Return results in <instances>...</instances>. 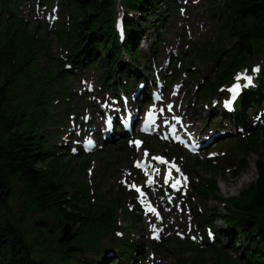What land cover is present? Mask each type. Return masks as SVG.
Instances as JSON below:
<instances>
[{
	"label": "trees",
	"instance_id": "16d2710c",
	"mask_svg": "<svg viewBox=\"0 0 264 264\" xmlns=\"http://www.w3.org/2000/svg\"><path fill=\"white\" fill-rule=\"evenodd\" d=\"M58 1L66 14L56 30V41L69 67L57 59V68H52L49 40L35 26L31 28L13 16V0H0V264H105V256H100L106 250L100 243L103 239L113 243L117 254L111 252L112 261L123 264L138 248L134 241L112 236L118 223V198L113 194L103 202L97 197L91 200L89 187L79 180L84 162L74 166L50 152L45 132L53 129L58 133V126L64 122L63 118L52 121L50 112L55 108L51 101L59 97L67 100L66 77L74 69H99L101 61L107 69L101 73L104 83L100 88L129 92L140 81L147 84L146 76L153 78L150 61L155 59L167 30L159 9L164 5L170 13L175 0H121V40L115 28L116 0ZM219 10L223 13L222 35L228 38L229 47L225 51L220 38L216 50L205 47L194 53L197 61L210 60L216 67L211 81L199 90L200 101H209L235 71L261 62L254 84L241 92L234 109L225 114L243 128L236 146L242 150V158L252 152L256 155V178L237 195L220 198V171L211 159L204 160L213 176L196 185L195 194L223 202L224 211L215 210V218H220L222 225L214 226L213 242L204 235L206 248L180 240L175 243L194 248L196 254L216 253L210 264H264V125L247 124V107L264 109V0H224ZM147 26L156 34L145 52L139 40L149 37ZM43 59L48 63L42 67ZM191 62L179 57L171 76L189 72L183 64ZM140 65L148 73L138 71ZM41 78L40 83H33ZM208 119L205 117V123ZM99 153L103 157L102 151ZM199 162L198 157L191 156L187 168L192 170ZM124 216L128 227H136L133 213L125 210ZM203 219L213 224L207 212ZM66 225L72 231L59 244L53 234L62 232ZM220 235L227 236L238 255L221 249ZM174 264H205V260L200 257L188 262L179 257Z\"/></svg>",
	"mask_w": 264,
	"mask_h": 264
},
{
	"label": "rangeland",
	"instance_id": "374dc122",
	"mask_svg": "<svg viewBox=\"0 0 264 264\" xmlns=\"http://www.w3.org/2000/svg\"><path fill=\"white\" fill-rule=\"evenodd\" d=\"M29 1L26 0L23 4H19L12 11V14L15 18L25 21L29 27L35 26V30L49 40L47 42L51 63L49 66L57 68V59L61 57V61L64 63V57H62V51L57 44L55 33L56 30H59L62 16H65L66 13H62L63 8L58 0H52L49 5H44L45 7L37 4L35 0L26 4ZM55 1L59 5V18L50 24L48 23L49 10L51 11L56 4ZM223 2L224 0H175L173 3L175 8L170 13L165 10L164 5L159 9V12L165 16L167 30L163 36L165 46L162 42L155 54V59L158 60L157 68L161 69L163 77L168 76L174 67V60L183 56L187 61H192L183 65L190 68L188 71L193 73L195 78L186 73H181L169 87H164L163 84L166 82L164 78L157 75L156 80L161 82V93L168 101L169 113L179 115L194 132L204 133L203 136H207L209 139V143L196 153L200 165L190 172L187 168L188 153L181 151L183 156L178 159L179 169L172 182H176L180 175L189 180L187 186L185 182L183 184V188L187 191L184 205L175 204V193L161 179H158L154 186H148L145 184L142 174L134 175L131 172L128 160L130 156H141L147 149L150 150L152 157L166 155L171 159L172 156L169 152L175 147L164 143V138L156 134L142 137L143 144L140 148L134 147L131 140H127L126 143V140L119 135H115L114 140L103 142L101 137V133L105 130L103 114L107 108H102L101 105L105 100H108V95L99 91V85L104 83L101 79V73L107 69L104 62H100L99 69L95 67L77 71L74 69V72L66 77L67 100L61 101L58 98V100L55 99L54 103L51 101L55 108L50 112L52 121L63 118L64 122L62 126L58 127V133L51 129L45 132L48 134L46 139L49 150L61 157L62 161L70 160V164L74 166L84 162L85 169L80 173L79 180L83 179V182L89 187L92 198L97 197L103 202L113 196L114 191L122 195L123 199L116 206L119 217L116 230L112 236L116 239L133 240L138 247V254L123 260V264H173L177 262L179 257L186 258L188 262L202 257L205 264H210L217 258L216 253L206 252L201 255L199 252L196 254L194 248L178 246L175 243L176 240L195 242L194 245L206 248L202 235L203 232L209 231L208 224L210 223L202 221L201 214L204 212L209 214L217 227L222 225V221L216 220L218 218L215 219V216L218 211H224L223 202L211 197L202 198V196L194 194L193 186L201 184L205 178L213 176V173L208 171L209 168H205L204 159L209 154L214 155L210 158L220 171V176L217 179V196L220 198L237 195L243 187L254 181L256 177L254 165L256 155L252 152L248 158H242V150L233 147L235 142L239 141L238 135L242 129L236 128L237 125L234 126L231 120L220 116L216 108L219 106L220 97L225 96L227 98L229 95L228 88L218 89L213 96L214 98L211 97L213 99L206 103L200 102L199 98V89L207 81V84L211 81L216 67L210 60L206 62L197 61L194 53L203 51L205 47L216 50L215 44L220 38L226 45L225 51L229 47L228 38L222 35L223 13L219 9ZM120 6H123V3H117L116 11ZM146 31L149 37L139 40L140 48L145 52L148 49V42L153 40L156 34L155 30H151L148 26ZM222 55L217 57L218 61L222 59ZM47 63L48 61L44 59L40 61L42 67L46 66ZM247 68L249 69L250 66ZM137 70L146 72L141 65ZM241 76L242 73H239L233 82L241 81ZM94 79H96V84ZM42 80V78L35 79L33 83L38 84ZM54 83L57 84V81ZM154 84V82H148L149 90ZM135 88L132 90L133 92ZM148 94L149 92L146 91L140 95L147 99ZM69 104L70 107H67ZM110 106L111 103L108 107ZM247 109L252 108L247 107ZM207 116L210 118L209 122L204 124L203 118ZM253 118V121H248L249 124L252 122L264 123V113L263 116L257 114ZM116 127L115 125L114 131ZM95 128L101 130V133H96ZM133 132L134 128L131 130V133ZM92 134L98 138V145L90 151L88 156V154L81 152L80 145L86 136ZM147 140H149V146ZM125 146L127 147L126 150ZM99 150L102 151L103 157H100L101 153H97ZM87 157H90V160H87ZM241 165H244L242 170ZM232 173H237V175L234 176ZM245 176L246 179L239 183L234 191L229 190L231 184L237 183ZM150 203H154L158 207L159 213H152L149 210ZM125 210L136 216V227H127L124 216ZM60 236V230L57 231V234H53L56 239ZM107 238H111V236H107ZM100 243L106 248L100 255L105 256V264H115L112 261L114 258H112L111 252L117 253H115L111 239H103ZM218 243L223 245L221 249L227 251L229 255H235L236 252L232 250L226 235H220ZM132 257H134L133 260H130Z\"/></svg>",
	"mask_w": 264,
	"mask_h": 264
},
{
	"label": "bare ground",
	"instance_id": "6f19581e",
	"mask_svg": "<svg viewBox=\"0 0 264 264\" xmlns=\"http://www.w3.org/2000/svg\"><path fill=\"white\" fill-rule=\"evenodd\" d=\"M26 0H13V5H12V11H14L19 4H23ZM246 179L245 177H242L237 183L231 184V188L229 189L230 191H234L236 189V187H238L239 183H242L244 180Z\"/></svg>",
	"mask_w": 264,
	"mask_h": 264
},
{
	"label": "water",
	"instance_id": "95a60500",
	"mask_svg": "<svg viewBox=\"0 0 264 264\" xmlns=\"http://www.w3.org/2000/svg\"><path fill=\"white\" fill-rule=\"evenodd\" d=\"M69 233H70V227L69 226L63 228V235L58 239V242H63L67 238Z\"/></svg>",
	"mask_w": 264,
	"mask_h": 264
},
{
	"label": "snow or ice",
	"instance_id": "6c2138e0",
	"mask_svg": "<svg viewBox=\"0 0 264 264\" xmlns=\"http://www.w3.org/2000/svg\"><path fill=\"white\" fill-rule=\"evenodd\" d=\"M247 79L249 80V82L251 81V77H247ZM238 87L239 86H234V88L233 89H230V91L236 92V91H238ZM156 159H159L162 163L164 162L162 158H159L158 157ZM137 166L139 167V164ZM173 167H175V165H173ZM177 183H179V181H177ZM173 186H175V185H173ZM133 187H135V186L133 185ZM137 190L139 191V189H137ZM150 211H155V209H150Z\"/></svg>",
	"mask_w": 264,
	"mask_h": 264
}]
</instances>
